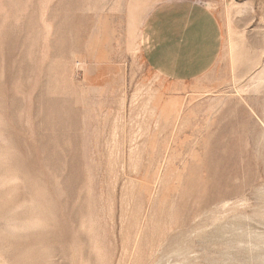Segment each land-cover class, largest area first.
Returning <instances> with one entry per match:
<instances>
[{"label":"rangeland","instance_id":"rangeland-1","mask_svg":"<svg viewBox=\"0 0 264 264\" xmlns=\"http://www.w3.org/2000/svg\"><path fill=\"white\" fill-rule=\"evenodd\" d=\"M184 1L0 0V264H264V0H199L179 83L142 43Z\"/></svg>","mask_w":264,"mask_h":264},{"label":"crops","instance_id":"crops-1","mask_svg":"<svg viewBox=\"0 0 264 264\" xmlns=\"http://www.w3.org/2000/svg\"><path fill=\"white\" fill-rule=\"evenodd\" d=\"M222 41L214 12L199 0H191L155 8L145 22L142 45L161 77L186 83L200 79L216 65Z\"/></svg>","mask_w":264,"mask_h":264}]
</instances>
